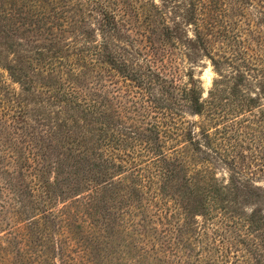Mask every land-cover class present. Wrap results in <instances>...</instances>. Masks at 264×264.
<instances>
[{
	"label": "trees",
	"instance_id": "16d2710c",
	"mask_svg": "<svg viewBox=\"0 0 264 264\" xmlns=\"http://www.w3.org/2000/svg\"><path fill=\"white\" fill-rule=\"evenodd\" d=\"M263 182L264 0H0V264H264Z\"/></svg>",
	"mask_w": 264,
	"mask_h": 264
},
{
	"label": "rangeland",
	"instance_id": "374dc122",
	"mask_svg": "<svg viewBox=\"0 0 264 264\" xmlns=\"http://www.w3.org/2000/svg\"><path fill=\"white\" fill-rule=\"evenodd\" d=\"M199 60L195 64V76L200 80L201 88L206 95L214 74L206 58L200 57ZM10 87L20 91L17 84L12 83ZM260 184L264 185V182ZM92 238L80 233L74 237L61 234L59 239L62 254H56L53 257L49 254L48 264H135V260H131L135 257V252L130 253V250L125 247L127 236H113L112 242L98 245L93 243ZM84 250L89 251L88 255L85 254Z\"/></svg>",
	"mask_w": 264,
	"mask_h": 264
}]
</instances>
